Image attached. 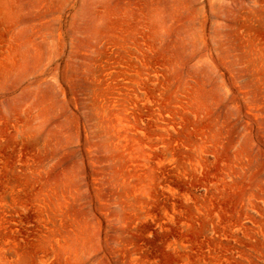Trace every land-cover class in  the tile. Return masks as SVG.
Instances as JSON below:
<instances>
[{
  "label": "rangeland",
  "instance_id": "obj_1",
  "mask_svg": "<svg viewBox=\"0 0 264 264\" xmlns=\"http://www.w3.org/2000/svg\"><path fill=\"white\" fill-rule=\"evenodd\" d=\"M0 264H264V0H0Z\"/></svg>",
  "mask_w": 264,
  "mask_h": 264
}]
</instances>
